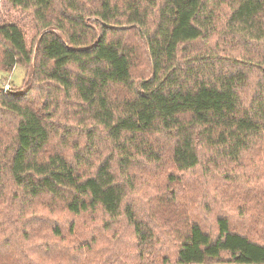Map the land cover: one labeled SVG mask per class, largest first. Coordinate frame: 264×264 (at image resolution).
<instances>
[{"label":"trees","instance_id":"trees-1","mask_svg":"<svg viewBox=\"0 0 264 264\" xmlns=\"http://www.w3.org/2000/svg\"><path fill=\"white\" fill-rule=\"evenodd\" d=\"M7 1L31 16L34 31L28 37L23 24L0 22L1 67L32 65L33 73L26 91L0 86V113L15 123L0 147V181L12 179L31 197L61 198L76 214L98 207L112 217L124 213L141 245L158 249L140 250L141 264H264V241L248 222H232L227 209L195 210L170 187L162 212L185 226L171 256L156 246L162 242L151 222L125 203L129 166L138 160L158 163L167 150L177 170L168 182L183 180L181 171L215 178V168L226 166L221 175L229 174V165L263 143L264 0ZM142 45L149 68L135 77ZM72 99L89 152L101 142L107 149L91 172L80 169L79 153L75 163L44 151L59 100ZM190 175L185 183L198 189Z\"/></svg>","mask_w":264,"mask_h":264},{"label":"rangeland","instance_id":"rangeland-1","mask_svg":"<svg viewBox=\"0 0 264 264\" xmlns=\"http://www.w3.org/2000/svg\"><path fill=\"white\" fill-rule=\"evenodd\" d=\"M31 20L29 14L15 9L7 0H0V22L15 21L23 24L25 28H29L27 34L30 37L34 31ZM133 32L131 30L129 34ZM138 36V33L132 34L135 39H138ZM211 39L214 42L217 36ZM202 43L200 41L194 46ZM149 62L147 50L142 45L137 49V65L133 71L135 77L147 73ZM32 73V65L16 64L7 71L1 67L0 62V86L10 82L11 88L26 91L31 83ZM59 101L62 106L53 116L55 125L44 151L46 154L61 152L74 162V155L79 153L84 158L80 162V169L91 172L107 154V149L101 142L97 152L91 154L84 130L85 123L78 121L75 112L76 102L73 99L68 103ZM1 118L2 149L5 141L9 140L5 138L6 133H13L15 123L14 118L7 117L2 112ZM97 132L99 134L101 131ZM217 164L222 165L221 158L217 160ZM225 167H219V172L214 167L217 175L215 178L201 174L199 176L198 173L190 175L191 172L181 171L180 177L185 179L190 175L189 181L198 184V189H191L184 179L168 182L170 173L177 170L169 151L163 150L162 159L158 163L146 164L138 160L129 166L133 185L125 197V203L133 204L137 215L144 216L151 222L158 233L154 238L162 242L156 246H161L164 248L162 252L170 253L171 256L177 251L179 233L185 226L173 222L174 213L171 211L162 212V209H165L162 207L168 206L169 203L170 187L176 189L177 201L197 205L195 210L199 211V206L202 208V205H205L204 208L209 214L227 209L231 212L232 222H248L253 226V232L259 235L257 239L264 241V141L243 156L241 164L229 165L233 170L223 176L221 171ZM148 197L153 201L150 210L147 206ZM204 199L206 204L202 203ZM210 220L207 215L206 226L212 229ZM172 224L178 228H174ZM56 227H59L60 235L54 233ZM145 245H141L132 223L124 213L112 217L98 207L76 214L65 208L61 198L49 194L31 197L22 189L16 188L12 179L6 177L0 181V264H141L143 258L140 256V250L153 247L150 244Z\"/></svg>","mask_w":264,"mask_h":264},{"label":"built area","instance_id":"built-area-1","mask_svg":"<svg viewBox=\"0 0 264 264\" xmlns=\"http://www.w3.org/2000/svg\"><path fill=\"white\" fill-rule=\"evenodd\" d=\"M8 87H9V85H6V86H5V89H7Z\"/></svg>","mask_w":264,"mask_h":264}]
</instances>
